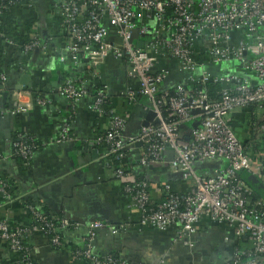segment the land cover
<instances>
[{"label": "built area", "instance_id": "built-area-1", "mask_svg": "<svg viewBox=\"0 0 264 264\" xmlns=\"http://www.w3.org/2000/svg\"><path fill=\"white\" fill-rule=\"evenodd\" d=\"M20 2L0 0V26L5 25L6 15ZM54 10L59 35L65 40L61 61L72 57L77 66L81 60L98 63L108 56L126 60L128 75L136 80L139 91L129 88L122 95L133 104L140 94L151 105L147 114H155L138 134L125 138L127 117L110 111L108 129L97 137L96 143L120 164L115 168L116 176H127L121 164L127 158V149L142 144L145 152L139 160L141 167H164L165 156L170 152V170L180 174L188 185L182 194L165 185L161 201L154 203L146 181L126 184L124 194L140 212L142 225L159 231L173 229L177 240L193 249V237L203 220L226 224L233 231L232 245L247 238L250 246L234 247L232 257L223 264H264V201L251 203L252 190L240 179L241 173L248 172L257 174L264 184V124L252 129L259 138H248L246 143L229 120L237 112L250 113L254 108L261 110L258 120L264 122V0H60ZM110 28L114 29V41ZM45 41L41 45L36 36H31L24 49L27 53L41 50L51 55L54 52L48 47L50 40ZM165 60L179 64L186 83L163 92L161 86L170 75L160 66ZM234 64L239 68L232 69ZM221 66L228 69L214 72L210 68ZM0 81L5 84L7 77L0 76ZM210 83L221 87L218 100L209 96L206 86ZM100 86L91 110L103 116L110 99L107 87L102 83ZM90 87L87 80L73 75L60 84L58 93L74 107L89 98ZM11 95L18 113L25 112L19 102L21 92ZM38 103L47 105L43 99ZM69 139L68 118L61 124L58 137L49 144ZM259 144L261 149L255 151L254 145ZM11 148L14 156L23 158L25 166L36 152L25 142V136L14 139ZM210 161H222L224 166L212 174L198 171V165ZM5 189L0 178V192L5 193ZM28 209L33 218L32 229L52 233L50 242L57 253L68 251L69 244L65 238L61 240L60 234L79 225L51 215L61 219L56 227L53 221L47 222L39 209ZM105 227L98 221L91 223L85 249L74 251L73 255L91 264H128L125 259L95 252L97 232ZM26 234V229L14 228L0 218V238L13 254L14 264H36L24 244ZM243 258L247 260L243 262Z\"/></svg>", "mask_w": 264, "mask_h": 264}, {"label": "crops", "instance_id": "crops-1", "mask_svg": "<svg viewBox=\"0 0 264 264\" xmlns=\"http://www.w3.org/2000/svg\"><path fill=\"white\" fill-rule=\"evenodd\" d=\"M59 1L21 0L5 18V36L0 38V75L7 77L5 84L0 81V105L3 110L0 113V155L3 157L0 178L6 189L5 193L0 192V218L14 228L27 230L25 242L30 249V258L36 264H91L79 261L73 252L85 249L88 227L94 221L106 226L97 232L95 240V252L100 256H116L125 259L128 264H223L234 252L233 231L226 224L203 220L193 237L195 246L190 249L177 240L173 229L159 231L143 226L140 212L132 207L131 200L123 193L124 182L138 177L149 184L154 203L161 201L165 185H169L174 193L186 192L188 185L182 176L174 174L169 168L172 154H166L164 167L143 168L139 160L145 147L131 146L127 149L129 162L134 165L129 176L131 179L127 176L118 178L115 168L120 164L96 143L97 137L108 129L110 121L91 110L93 96L73 107L59 95L60 84L69 76L87 80L92 87L102 83L107 87L112 112L127 117V126L123 131L125 138L139 133L147 109L151 108L148 100L140 94H137V102L133 104L122 95L129 88L136 93L139 91L136 80L128 75L126 60L108 56L98 63L81 60L77 66L73 65L72 57L61 61L60 52L65 40L59 35V21L54 10ZM8 18L11 19L10 27ZM30 20L34 24L31 32L26 33ZM110 30L111 40L114 41V29ZM27 35L29 38L36 36L39 41L50 40L48 47L54 53H41V50L37 55L27 53L23 45V37ZM160 66L170 72L167 82L161 86L163 92L173 91L175 86L186 83V75L180 71L178 63L165 60ZM237 67L231 65L232 69ZM210 68L214 72L228 69L225 66ZM25 74L31 75L32 87L21 90L19 102L26 111L18 113L11 94L16 92L13 89ZM6 91L9 95L3 106ZM40 99L47 101L45 107L39 105ZM261 113L256 109L251 115L242 111L229 117L231 126L243 141L251 138ZM68 118L69 141L49 144L50 140L58 137L61 124ZM25 135L47 145L34 153L29 165L20 169L11 143ZM92 151L96 152V158ZM223 166L222 161H210L198 165L197 169L212 174ZM246 173L251 176L247 185L251 190L259 189L261 197L258 201H264L261 179L257 174ZM26 202H34L39 210H49L50 215L67 218L71 224L79 225L63 232L69 244L68 251L57 253L45 232L32 229L33 218ZM236 245L240 249L248 248L250 242L243 238ZM14 261L7 244L0 238V264H14Z\"/></svg>", "mask_w": 264, "mask_h": 264}, {"label": "trees", "instance_id": "trees-1", "mask_svg": "<svg viewBox=\"0 0 264 264\" xmlns=\"http://www.w3.org/2000/svg\"><path fill=\"white\" fill-rule=\"evenodd\" d=\"M11 19L10 18H8L7 19V23H8V25H9V27L11 26V21H10ZM31 22H29V24H27V26H26V28H25V31H26V33H30L31 32V29H32V27H33V24H34V21L33 20H30ZM4 33H5V25H3V27L2 26H0V38H3L4 37ZM23 45H26V44H28V43H30V38H29V36L27 35V36H25V37H23ZM39 41V40H38ZM40 42V44L41 45H44L45 43H46V41H39ZM101 86H100V84L98 85H96V87H90V89H89V96H95V93H96V91L98 90V88H100ZM206 89H207V91H208V93H209V96H210V98L212 99V100H218L219 99V95H218V92L221 90V87H220V85H213L212 83H210V84H207V86H206ZM110 106V105H109ZM252 110H250V112H251V114L253 113V111H254V108H251ZM110 111H111V108L109 107V108H107L106 110H105V114L103 115L104 117H106V118H112V114L110 113ZM262 124H264V122H261L260 120H257V122L255 123V125L256 126H261ZM253 140H255V138H254V136H253V138H252ZM25 142L27 143V144H29L30 146H32V147H34V150L36 151V152H38V151H40V150H43V143H39V142H37L33 137H31V136H27V135H25ZM246 143H249L248 141L246 142ZM254 148L256 149L255 151H258V150H260L261 149V145L259 144V145H254ZM14 158H15V161H16V164H17V166H19V168L20 169H22L23 168V166H24V160H23V158L21 157V156H14ZM118 163V162H117ZM117 163H116V165H117ZM119 164V163H118ZM123 166H124V169H125V174L127 175V178H130L129 176H130V173H131V170H132V167L134 166L132 163H130L129 162V159H128V157L121 163ZM126 178V179H127ZM251 178V176L250 175H248L246 172H243V173H241L240 174V179H242V180H244L245 182H249V179ZM131 179V178H130ZM132 181H134V183H136V182H141V179H140V177H138L137 179H134V180H132ZM132 181H128V182H124V184L122 185V190H124V188H125V186H126V184H128V183H132ZM9 189L7 188V192H9L10 193V191H8ZM123 193H124V191H123ZM259 197H261V193H259V189H252V194H251V196H250V201H251V203H253V204H255V203H257L258 202V199H259ZM28 202V201H27ZM26 202V203H27ZM26 205H28V206H30V207H32V208H37V206L34 204V202H29V203H27ZM156 207V206H155ZM154 207V208H155ZM38 209V208H37ZM39 212L42 214V215H44L46 218H47V222L48 223H50V222H52L53 221V223H54V225L56 226V227H59L60 226V222H61V219H62V217H61V219H54L53 217H50L51 215H50V212H49V210H46V209H42V210H39ZM59 218V217H58ZM60 236H61V240H63V238H64V236H63V233H61L60 234ZM46 237H48V239H49V241L50 240H52L53 239V234L52 233H49V232H47V235H46ZM243 238H241V239H239L238 240V242H240L241 240H242ZM24 244H25V246H27V248H28V245L26 244V242L24 241ZM237 242L233 245L234 247H237ZM28 251H30V249L28 248ZM247 260V258H243V262L244 261H246Z\"/></svg>", "mask_w": 264, "mask_h": 264}, {"label": "water", "instance_id": "water-1", "mask_svg": "<svg viewBox=\"0 0 264 264\" xmlns=\"http://www.w3.org/2000/svg\"><path fill=\"white\" fill-rule=\"evenodd\" d=\"M39 53V50H36L34 52L35 55H37ZM31 75L30 74H25L21 77L18 86L13 89L16 92H21V90L23 89H30L32 87V83H31ZM9 92L6 91V93H4L3 95V99H2V104L3 106H5L7 98H8ZM155 118V114L153 113V111H150L147 116H146V120L145 122L142 124L143 126H147L148 122H150L151 120H153ZM197 125H193V128H196ZM142 146V144H137L136 147H140ZM93 154V157L96 158V152L92 151L91 152Z\"/></svg>", "mask_w": 264, "mask_h": 264}, {"label": "rangeland", "instance_id": "rangeland-1", "mask_svg": "<svg viewBox=\"0 0 264 264\" xmlns=\"http://www.w3.org/2000/svg\"><path fill=\"white\" fill-rule=\"evenodd\" d=\"M0 76H2V75H0ZM249 115H251V112H250ZM253 136H254V138L256 139V136H257V138H259L260 135L256 134V136H255L254 133L251 132V138H250V141H254V140H252Z\"/></svg>", "mask_w": 264, "mask_h": 264}]
</instances>
